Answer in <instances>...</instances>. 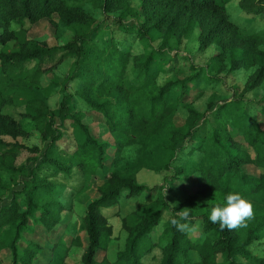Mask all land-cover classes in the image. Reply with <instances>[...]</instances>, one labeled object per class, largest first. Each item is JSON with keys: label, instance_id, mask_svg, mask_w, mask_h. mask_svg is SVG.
I'll use <instances>...</instances> for the list:
<instances>
[{"label": "trees", "instance_id": "16d2710c", "mask_svg": "<svg viewBox=\"0 0 264 264\" xmlns=\"http://www.w3.org/2000/svg\"><path fill=\"white\" fill-rule=\"evenodd\" d=\"M229 1L138 0V11L133 0H0V45L10 41L17 45L11 51L0 50V171L9 175L12 187L20 185L12 190L9 203L0 207V254L8 253L9 264H36L45 250L49 257L42 264H66L74 252L79 260L72 264H142L155 248L160 251L158 264H264V257H255L248 249L264 237V94L259 100L244 98L264 80V28L241 31L228 17ZM85 3L98 8L102 20L97 21ZM240 7L260 14L264 0H243ZM54 15L69 31L67 41L49 45L28 37L26 22L47 18L56 25ZM120 15L137 20L124 31L143 44L144 52L132 54L114 41L98 38L108 19L119 22ZM12 23L19 27L12 28ZM195 29L200 50L212 45L218 50L205 66L190 65L191 75L158 84V73L174 59L167 49L169 40L180 42ZM155 34L161 38L159 46L152 45ZM56 53H60L58 62L74 58L68 79L79 80L81 87L73 94L64 89L53 110L35 91L43 87L41 76L49 69L42 63ZM130 61L135 73L131 79ZM251 68L243 93L216 103L213 110L200 112L181 101L187 93L201 92V87L218 80L214 75ZM76 99L102 116L108 138L91 133L86 110L74 105ZM18 107L47 142L39 163L30 168L15 164L17 153L28 148L6 139L23 134L14 116ZM181 110L183 124L175 126L172 117ZM65 122L73 127L77 140L71 152L57 147ZM136 145L142 150L133 156L130 150ZM149 145L163 154L161 161L155 158L154 169L169 173L165 185L149 187L136 180L139 168L150 166L143 158ZM74 167L84 180L78 189L51 181L59 173L70 175ZM194 174L200 179L189 182L193 188L188 198L170 205L161 190L173 193L176 181L190 180ZM95 177L101 181L97 195L85 204L80 230L71 231L68 242L59 237L46 248L28 237L37 228L51 232L62 214L71 210L68 201L84 192ZM0 188H4L1 180ZM156 190L154 200L137 201L133 211L121 218L127 235L122 249L113 248V226L103 210L117 206L121 199L135 200ZM229 192L240 193L252 204L253 217L246 227L221 231L209 215L213 207L224 205ZM185 210L186 219L181 216ZM164 211L169 215L155 237L153 229ZM178 225L187 227L180 230Z\"/></svg>", "mask_w": 264, "mask_h": 264}, {"label": "rangeland", "instance_id": "374dc122", "mask_svg": "<svg viewBox=\"0 0 264 264\" xmlns=\"http://www.w3.org/2000/svg\"><path fill=\"white\" fill-rule=\"evenodd\" d=\"M243 0H230L227 5V13L230 20L235 22L243 32H256L264 28V12L256 14L253 12H248L240 7V3ZM250 1V0H244ZM133 6L140 11L138 0H133ZM87 11L97 20L100 21L103 18L101 11L98 8L93 7L90 3H85ZM120 18L122 15L119 16ZM54 20L56 25L50 23L47 18L38 20L35 23H25V28L27 29V35L30 38H35L40 41L45 40L49 45L62 44L70 38L69 31H66L65 26L59 21L58 17L54 15ZM137 20L129 18L128 16L122 17L120 21L113 22L108 19L107 27L102 30L98 38L107 43L108 41H114L125 49L131 51L132 54H139L144 52V46L136 38H133V34H128L124 28H128L135 24ZM11 27L16 29L19 25L12 23ZM156 38L153 40V46H159L161 38L158 34L154 35ZM199 30L195 29L188 38L181 39L180 42L170 39L167 45V49L172 54V61L170 64H165L163 70L158 73L157 83L163 84L166 81H172L176 79L183 78L192 74L190 70V65L193 66H205L211 55H213L218 47L215 45L209 46L205 50L199 49ZM17 47L15 41H10L5 45H0V50L11 51ZM177 53V55H175ZM60 53H56L51 58L46 59L42 63L43 68H49L41 76V81L43 87L37 88L35 94L42 98L49 108L56 110L59 106V102L63 96L64 89L69 94H73L79 87H81V82L79 80H69L68 77L73 71V60L74 58H68L61 62H58ZM183 57L180 59L179 57ZM32 64L30 63L29 66ZM132 61L128 65V78L134 77V72L132 70ZM253 68L249 70L238 69L234 72L227 73L222 72L217 76L219 79L212 82L210 85L203 86L199 90L191 91L185 95L181 101L182 103H190L197 111L203 112L205 110H213L216 103L224 102L232 99L234 96H239L238 94L243 93V88L246 80L253 72ZM264 94V80L262 83L256 87L254 90L247 91L244 95L245 99L249 100H259ZM75 102V101H74ZM211 102L212 105H208ZM74 105L79 108L86 110V120L88 122V127L92 134H101L102 138H108L109 134L103 128L102 116L94 112L88 111L87 108L82 105L77 99ZM208 106H211L208 109ZM26 112L23 107H18L14 112V116L21 122L23 134L15 139L6 138L9 142L18 143L20 145L26 146L28 149L20 150L15 157L16 165H25L30 168L33 165L39 163L47 142H45L40 133L34 126V123L27 117L21 115ZM172 124L175 126H181L184 121V111L181 110L175 116L172 117ZM105 131V132H103ZM63 136L57 142V147L59 149L71 152L75 149L77 140L75 138V131L73 127L65 122L62 128ZM154 145H149L144 151L143 158L150 165L142 166L136 172V180L139 184H143L149 187L163 184L165 185V177L169 173L163 170H155L154 166L157 163L155 158L162 160L163 154L160 150H154ZM33 150V151H31ZM141 153V147L136 145L130 150L133 156L136 153ZM200 154L196 153L194 158L198 159ZM247 170L258 173L257 169L251 166L246 168ZM20 176L17 177V180ZM200 176L194 174L189 179H182L174 183L175 190L173 193H169L166 190H161L164 198L173 205L176 202H182L188 198V193L192 190L193 185L189 182H195L199 180ZM0 180L2 181L4 188H0V207L8 204L11 196L12 190L20 188V185H15L12 187L11 180H9V175L3 171H0ZM51 181L55 184H61L65 187H73L78 189L83 185L84 180L80 175V171L77 167L72 169L70 175L59 173L51 178ZM100 179L95 177L91 180V185L87 189L80 193L77 197H72L68 202L71 203V210L66 211L62 214V221L51 231L47 232L43 228H37L35 231L28 235L29 238L40 241L46 248H49L59 237L64 241L68 242L70 239V232H78L80 230L81 215L84 212L85 204L90 199L94 198L96 193V186L100 183ZM68 194L64 196L67 197ZM158 196L157 190L154 193L144 192L139 197L134 200L132 199H121L120 203L109 209L103 210L104 214L108 215L109 222L113 226V248L122 249L124 246L125 238L127 233L121 228V218L130 214L134 209V204L138 202H150ZM204 204V200H200V205ZM169 215V211H164L160 222L154 227L155 237L156 233L159 232L163 227V223ZM82 239L85 240V235L83 232L80 233ZM248 249L251 251L252 255L255 257H264V237L262 239L252 243ZM102 253H100L101 257ZM2 258V264H9V255L6 252L0 254ZM98 256V257H99ZM49 257L48 251H43L41 259L36 261V264H42ZM160 258L159 249H153L149 254H147L142 259V264H158ZM240 262H244L241 257H236ZM79 255L77 253H71L69 257L66 258V264H72L78 262Z\"/></svg>", "mask_w": 264, "mask_h": 264}, {"label": "clouds", "instance_id": "9594fccd", "mask_svg": "<svg viewBox=\"0 0 264 264\" xmlns=\"http://www.w3.org/2000/svg\"><path fill=\"white\" fill-rule=\"evenodd\" d=\"M183 218H188V211L181 213ZM253 217L252 204L247 201L238 192H229L225 196L223 206L217 205L212 208L209 220L214 224H219L221 231L228 229L229 231L237 227H246V221ZM176 224V221H173ZM180 230H184L187 225H178Z\"/></svg>", "mask_w": 264, "mask_h": 264}]
</instances>
